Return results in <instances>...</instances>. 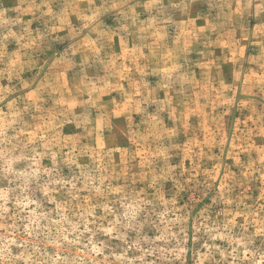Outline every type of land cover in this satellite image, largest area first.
<instances>
[{
	"label": "rangeland",
	"instance_id": "374dc122",
	"mask_svg": "<svg viewBox=\"0 0 264 264\" xmlns=\"http://www.w3.org/2000/svg\"><path fill=\"white\" fill-rule=\"evenodd\" d=\"M0 264H264V0H0Z\"/></svg>",
	"mask_w": 264,
	"mask_h": 264
}]
</instances>
